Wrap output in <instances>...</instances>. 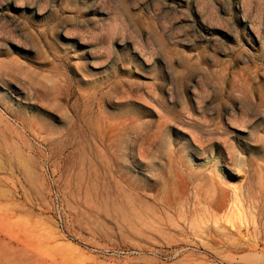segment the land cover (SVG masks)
<instances>
[{
    "label": "rangeland",
    "instance_id": "rangeland-1",
    "mask_svg": "<svg viewBox=\"0 0 264 264\" xmlns=\"http://www.w3.org/2000/svg\"><path fill=\"white\" fill-rule=\"evenodd\" d=\"M0 264H264V0H0Z\"/></svg>",
    "mask_w": 264,
    "mask_h": 264
},
{
    "label": "bare ground",
    "instance_id": "bare-ground-1",
    "mask_svg": "<svg viewBox=\"0 0 264 264\" xmlns=\"http://www.w3.org/2000/svg\"><path fill=\"white\" fill-rule=\"evenodd\" d=\"M15 87V86H14ZM2 110V109H1ZM226 110V109H225ZM2 112V111H1ZM2 125V124H1ZM69 138V137H68ZM210 180V179H209ZM262 180V179H261ZM91 185V184H90ZM98 186V185H97ZM109 187V186H108ZM110 188V187H109ZM106 189V188H105ZM224 191V190H223ZM222 191V192H223ZM95 193V192H94ZM219 193V192H218ZM221 193V192H220ZM224 194V193H223ZM236 195V194H235ZM236 197H237V195H236ZM235 197V198H236ZM111 198V197H110ZM96 204V203H95ZM100 204V203H99ZM240 204V203H239ZM103 206H104V204H103ZM106 207V206H105ZM117 209V208H116ZM240 209V208H239ZM108 211V210H107ZM237 212V211H236ZM212 216V215H211ZM214 216V215H213ZM218 216V215H217ZM245 219V218H244ZM127 220V219H126ZM217 220V219H216ZM220 220V219H219ZM256 222V221H255ZM205 223V222H204ZM208 224V223H207ZM216 224V223H215ZM217 226V225H216ZM146 228V227H145ZM232 228V227H231ZM234 229V228H233ZM204 230H205V227H204ZM225 231V230H224ZM141 233V232H140ZM230 233V232H229ZM231 234V233H230ZM232 237V236H231ZM233 238V237H232ZM259 238V237H258ZM256 239V238H255ZM238 240V239H237Z\"/></svg>",
    "mask_w": 264,
    "mask_h": 264
}]
</instances>
